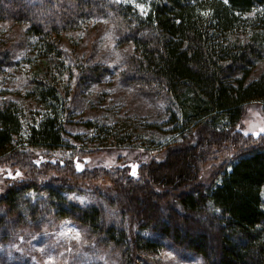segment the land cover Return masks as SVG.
Instances as JSON below:
<instances>
[{"label": "trees", "instance_id": "trees-1", "mask_svg": "<svg viewBox=\"0 0 264 264\" xmlns=\"http://www.w3.org/2000/svg\"><path fill=\"white\" fill-rule=\"evenodd\" d=\"M24 1L0 0V20L26 23L49 48L50 34L110 14L120 42L133 46L127 77L177 105L178 116L174 112L172 117L182 128L178 138L165 146L162 159L140 168L139 178L125 173L114 178L109 202L129 215L136 228L163 235L199 255L204 264H264V138L244 135L238 128L248 103L259 102L264 112V71L248 79L264 60V0H154L147 14L108 0ZM89 72L98 77L101 69ZM38 89L46 99L56 95L45 82ZM19 132L16 112L10 106L0 108V166L25 168L20 180L0 186V208L7 215L34 217L26 195L45 189L55 215L76 218L92 233L104 234L102 242L120 250L128 264L139 251L159 249L156 240L136 234L131 243L123 230L102 226L99 208L69 202L61 193L70 190L68 181L55 179L59 183L53 189L45 180V167L29 161L32 153L26 148L62 144L56 115L31 127L23 148L12 145ZM229 148L236 155L220 179L200 183L201 166ZM135 190L142 197L138 202ZM151 196H164V203H152Z\"/></svg>", "mask_w": 264, "mask_h": 264}, {"label": "rangeland", "instance_id": "rangeland-1", "mask_svg": "<svg viewBox=\"0 0 264 264\" xmlns=\"http://www.w3.org/2000/svg\"><path fill=\"white\" fill-rule=\"evenodd\" d=\"M34 1L39 0L24 2ZM109 1L147 14L154 0ZM110 16H96L74 30L50 34L51 48L29 31L26 23L0 20V108L12 107L20 121V132L13 136L12 145L26 146L31 127L56 115L62 144L26 148L32 153L29 161L45 167L48 185L55 189L59 183L55 179L67 180L70 190H61L64 197L83 207L99 208L102 226L123 230L128 241L137 234L160 244L156 251H139L131 264H204L199 255L174 246L163 235L136 228L131 217L108 200L114 178L121 173L139 178L140 168L150 160L162 159L165 146L182 132L176 117H172L174 112L178 116L174 100L153 95L125 74L134 55L133 46L120 42ZM92 68L101 69L98 77L91 75ZM263 71L261 60L248 79L257 78ZM40 82L52 86L55 97L46 99V93L40 94ZM238 128L244 135L264 138L260 131L264 128V112L259 102L245 106ZM235 155L236 150L231 148L215 152L201 166L198 181L204 185L216 183ZM133 164L137 166L135 176L131 175ZM65 168L71 170L72 177L65 174ZM24 169L1 165L0 186L20 180ZM108 169L111 171L105 173ZM133 193L136 202L142 199L139 191ZM261 195L264 198V186ZM26 196L36 208L29 209L35 212L34 217L22 212V218L17 219L16 214L7 215L0 208V264H128L120 250L102 242L104 234L92 233L76 218L55 215L45 189L30 191ZM164 198L151 196L150 201L162 205Z\"/></svg>", "mask_w": 264, "mask_h": 264}, {"label": "snow or ice", "instance_id": "snow-or-ice-1", "mask_svg": "<svg viewBox=\"0 0 264 264\" xmlns=\"http://www.w3.org/2000/svg\"><path fill=\"white\" fill-rule=\"evenodd\" d=\"M130 2H135V0H130ZM228 2V0H225V3H227ZM137 7H139V8H143V5L142 4H137L136 5ZM260 131L261 132H264V128H262V129H260ZM81 167V165L78 163L77 164V168L79 169ZM131 167H132V169H133V171L131 172V175H133V176H135L136 175V172H135V168L137 167L136 165H131ZM17 175H19V173H17Z\"/></svg>", "mask_w": 264, "mask_h": 264}]
</instances>
